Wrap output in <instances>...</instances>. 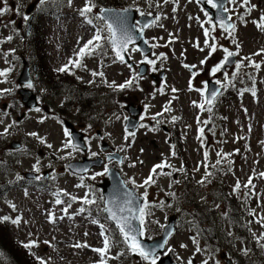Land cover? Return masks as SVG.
I'll return each instance as SVG.
<instances>
[{"label":"rangeland","instance_id":"1","mask_svg":"<svg viewBox=\"0 0 264 264\" xmlns=\"http://www.w3.org/2000/svg\"><path fill=\"white\" fill-rule=\"evenodd\" d=\"M32 1L34 0H0V8L7 9L3 15H0V71L9 70L5 76H0V90H12L10 84L7 85L8 73L11 70L16 71L14 76V84H16L17 72L21 69L20 57L18 60L17 56L20 55V52H24V27L19 28L18 22L20 18H24L26 7ZM131 1L145 13L161 12L158 27L152 28L149 33L157 39V43H152L157 45L153 52L155 65L158 66V70L164 69L166 75L159 87L155 86L149 77H144L136 82V86L131 88L130 92L120 93V99L119 96L112 97L110 94L109 98L107 97L108 102L100 125L107 134L106 141L112 144L123 157H128L121 164L122 174L125 178L134 179L137 185L142 184L144 179L149 176L152 167L164 161L171 165L170 168H165L170 169L172 173L170 177L177 173L175 178L179 182L174 185L175 196L171 195V192L168 196L164 193V195L158 192L152 193L150 202H154L157 206L151 208L150 219L159 221V224L150 223L148 235L151 237L152 230L161 229L167 216L178 213V209L185 203L191 207L192 212L184 214L180 219L181 224L178 226V232L170 241L174 249L170 254L177 264H188L190 258L193 264H202L204 260H208V264H225L224 259L221 258L223 251H226L228 255L234 252L245 255L244 249H248L250 252L253 243L258 240L261 234H264V226L256 222L260 217H264V177L259 175L264 172V54L253 55V53L264 49V30L253 23V21L259 22L260 17L264 15V0H250L247 6L242 4V0H235V3L229 5V13L233 19L236 18L238 21V17L243 13L241 17L247 21L237 23L233 33L240 47L237 49L228 32L217 27L215 31H211L212 40L208 41L210 45L215 43L217 47V51L211 56H209L210 48L204 46V28H211V25L207 23L210 14L194 0H169L167 3L164 0ZM71 4L74 9L71 8L70 11L65 12V15L69 16L61 17L56 21L50 18H41L39 21L42 34L48 36L53 43L44 49L48 66L54 67L59 64L60 54L64 47L67 48L65 52L67 55L73 54L84 41L91 38L95 31L94 27L85 23L84 18L79 14V9L84 6L85 0H72ZM252 5L255 7L251 8ZM248 8H251V11L247 10ZM205 12L208 13V16H205ZM96 13L97 11L94 9L93 15ZM202 23L203 28L201 27ZM9 36L12 37L11 40L7 39ZM78 41H80L79 44ZM197 43L200 48H204L203 51L196 47ZM223 48L238 52L237 62L242 61L244 57H250V61L243 60L245 66L242 67L254 71L257 88L256 94L253 96L252 91L243 84L244 78L240 72L233 78L232 74L236 71L235 66L226 69L221 74L218 72L217 79L223 82L222 85L226 86L227 91L214 105L212 109L214 121H211L212 114L206 110L202 111L197 106L204 103L205 98L204 94L196 89H203V82L212 76L211 68L225 55ZM107 53L109 54L110 50ZM161 53H164L167 58L161 57ZM131 57L138 61L141 55L136 51L131 53ZM205 59L206 63L201 65L200 61ZM252 62L259 63L260 68H255ZM87 63L89 67L94 68L98 61L88 60ZM185 64L196 65L193 72H197L198 75L192 77V72L184 67ZM225 72L228 74V79H225ZM104 73L109 83L112 81L118 83L137 72L132 71L124 63H114L107 64ZM12 80L11 77L10 81ZM190 80L192 90L189 89ZM233 87L234 89H232ZM172 88L179 91L174 93L171 91ZM16 91L17 89L14 90V93ZM8 93L10 92L0 91V121H2L0 123V185L5 181H16V177L19 173H23L24 168L37 165V161H39L37 165L39 169L56 168V175L53 177L51 187L39 190L31 189L35 192H29L27 195H24L23 189L16 188L7 193V201L0 200V215L7 214L11 219H20L18 224H13L9 219L6 224H3L4 231L10 239L18 244L32 243V246L28 247L27 254L36 264H40L37 263L38 257L46 259L49 264H95L100 260V255L92 249L103 246L99 224L91 222L92 216L80 214L78 206L68 208V215H65L62 209L70 201L69 197L72 196V193H76L80 197L89 189L97 191V183L102 181L104 175H96L95 179L91 177L95 173H101V169H94L83 176V180L80 176L67 173V162L79 158L84 153L76 151L68 156L67 153L71 149L61 151L67 138L63 134L60 122L52 115L33 111L28 113L25 120L19 122L17 116L21 113L15 115L14 112L6 111L5 118L3 103L6 102V96L4 94ZM173 97L176 98L173 99ZM118 100H120L119 104H117ZM121 101L125 103L138 101V103H142L144 111L146 110L142 124L147 127L137 129L134 139L129 137L127 143H131L132 146L126 151H119L121 146L126 144L124 125L127 115L123 113ZM194 101L196 104H193ZM165 106H169L171 111L165 112ZM157 113H163L162 116H168L167 119H172L173 116L179 117L174 122L183 133L184 145L181 150L173 147L166 132L153 124V117ZM197 117H199L200 123H198ZM41 120L43 122H40ZM203 121H208V123L204 124ZM208 124L210 127L206 129ZM9 125L11 127H8ZM201 127L204 129L202 136L198 131ZM5 128H8L7 133L4 131ZM149 129L155 130L150 131ZM24 132L26 134L35 132L39 137L44 138L46 141L45 146L42 147L44 153L39 151L40 147L37 145L34 146L31 157L26 160H24V154L19 156L20 152H13L15 150L10 147V142L13 139L21 140ZM36 139L38 140L37 137ZM87 142L88 145H92L91 152H96L98 155L105 153L97 138L92 137ZM47 144H51L52 148H48ZM173 151L176 153L174 156L172 155ZM205 152L208 153L207 161L204 159ZM217 152H220L224 159L218 157ZM244 152L245 154H243ZM225 154L228 155L225 156ZM60 156L66 158L59 159ZM11 158L12 168L7 167L6 164ZM218 159H221L220 164H216ZM133 163H135V167H130L129 165ZM204 165H207V169ZM181 167L184 170L178 171ZM209 168L214 176L219 177L220 187L219 191L216 186L214 191L210 192L208 199L215 201L209 205V208H205L193 199L191 191H195L196 181L202 178L204 171H208ZM9 169L12 172H9ZM250 177L255 187L245 188L244 184ZM237 181H240L241 187L236 192L234 186ZM79 184H83V186L77 187ZM171 184H173L172 180L167 178L159 184L154 183L144 188L154 190L155 186H159L169 189ZM54 185L57 188L56 191H52ZM60 190L66 191L70 196L60 197ZM58 194L64 201L63 204L55 203ZM204 197L205 195L202 194L200 199ZM160 202H163V206H159ZM199 202L203 204L202 201ZM12 205H15V209ZM228 207L230 208L228 214L234 221V218H237L238 221L231 223L226 218ZM253 210L256 216L250 215ZM96 211L101 212V207L98 206ZM207 211H212L209 214L211 219L208 218ZM49 213H54L57 217L54 223L50 222ZM59 217H63V219H59ZM215 217L221 249L202 246L196 237L200 248L203 249L197 253L196 245L191 239L196 236L192 225L195 222H201L211 229V222ZM101 221L106 223L110 230H113L106 220L101 219ZM250 231L253 235L255 234L254 240L250 238ZM112 234L114 247L108 256L124 251L121 259L114 260V263L146 264L138 255H130L125 250L126 245L120 242L121 238L115 235L116 233L112 232ZM263 241L261 240V242ZM228 242L230 243L227 248L229 250L223 249V245ZM77 243L87 244L90 247H73ZM181 244L187 245V247L182 248ZM254 250L261 251L256 246ZM230 256L232 257V255ZM12 260L3 256L0 259V264H20L16 259ZM257 261L260 262V259Z\"/></svg>","mask_w":264,"mask_h":264},{"label":"snow or ice","instance_id":"2","mask_svg":"<svg viewBox=\"0 0 264 264\" xmlns=\"http://www.w3.org/2000/svg\"><path fill=\"white\" fill-rule=\"evenodd\" d=\"M165 3H167V0H164ZM207 3L211 5L212 8L217 9L218 13L219 12H224L227 13L229 9L224 6V0H206ZM228 3H235V0H227ZM39 3L41 5H44L46 3V0H39ZM67 3L71 5L72 0H67ZM250 0H242V4L247 6L249 5ZM96 4L93 2V0H85V4L82 8L79 9L80 16L84 18L85 23L88 25H92L95 29L93 35L91 38L88 40L84 41L81 46L74 52V56L76 57L75 59L69 58L68 63L62 65L60 68L57 69L58 72H68L69 74H75L72 69L73 68H79V69H86V65L83 63V60L86 57H91L93 55H106V47H111L112 52L114 53V62L118 60L121 63L126 64L129 68L132 66L128 64V59H131V53L140 51L138 47H135L136 39L137 36L135 35L136 33H143L144 29L151 26V24H155L157 20L160 19L159 16L154 17V19L150 23H145L141 25L140 21H136L135 23H130L128 12L130 9L125 8L122 10H115V9H101L98 14L95 15H90L93 14L94 9L96 8ZM151 7V5H150ZM255 5H252L251 8H254ZM251 8H249V11H251ZM7 9L6 8H0V15H3ZM175 10V9H174ZM139 11V9H137ZM140 16H152L153 14L151 12L145 13L143 11H139ZM205 16H208V13L205 12ZM25 20H28L29 17L25 15L24 17ZM227 20H231V16L227 17ZM94 21H99L102 22L100 25H97L94 23ZM207 23L211 25V28H204V35H205V41H204V46L210 48L209 56H211L212 53H215L217 51V47L215 43L209 44L207 37L209 36L210 31H215L217 26L222 28L224 31L228 32L229 37L232 38L233 42L236 45V48L238 49L240 47V44L238 40L234 37L233 33L235 31V25L227 23L226 20L223 17H220L218 19L217 23H213L212 18L209 17ZM253 23H256L257 27L260 28L261 30H264V15L260 17V21H253ZM162 26V25H161ZM201 27L203 28L204 25L203 23L201 24ZM107 33V35H104V33ZM8 40H11L12 37L9 36L7 37ZM213 39H215L213 37ZM80 41H78V44ZM145 44H148L149 41L147 39L144 40ZM130 45H133V47H129ZM157 45L153 44L152 47H156ZM196 47L200 48L199 43H197ZM204 48H200V51H203ZM14 51V50H12ZM223 51L225 53L223 59L217 63L215 66H213L210 70V74L212 76H215L218 72H221L225 66L230 62V58L233 56L238 55V52L235 51H230L228 48H223ZM127 54V59L125 58ZM264 54V49H261L259 52L253 53V55H261ZM7 55V54H5ZM161 57L166 59L167 57L164 56L163 53L160 54ZM207 59V58H206ZM205 60H201L200 64L203 65L206 63ZM243 60H249L250 57H244ZM243 60L240 62H237L235 64V69L236 71L232 74L233 78H235L236 74L240 71L243 65ZM140 63H147L148 65L152 66V71H156V61L153 59H149L147 56H144V59L140 61ZM253 66L257 69L260 68L259 63L252 62ZM185 68H188L191 70L192 68H195L196 65H184ZM7 71L9 70H4L0 71V76H5ZM91 75L93 77L99 76L102 78V82L108 84L109 87H113L119 90H123L126 87H131L134 83H136L139 79H142L143 77L139 72L135 73L133 77L130 79L126 80L122 84H116L115 81L108 82L106 79H104V72L103 71H91ZM197 72H192V77L197 76ZM225 79H228V74L227 72L224 73ZM77 79H80V77H77ZM89 83H95L94 80L89 81ZM217 85H222V81L217 79L215 81ZM204 88L203 89H196V91H200L202 94L205 96L204 103L197 105L202 111L206 110L208 112H212V108L214 105V102L217 100V98L222 95V92L219 89L216 90H211L208 91V82L204 81ZM28 88H32L33 85L31 82H29L26 85ZM189 89L192 90V84L191 80L189 81ZM0 91H7V90H0ZM162 91V90H161ZM172 92H178L179 90L176 88L171 89ZM255 90H252V95L255 96ZM176 97H173L175 99ZM193 104H196L194 101ZM207 105V107H205ZM147 108V105L145 106ZM35 111L40 112V108H36ZM165 112L171 111V108L169 106H165L164 108ZM157 116L163 115V113H157ZM127 119V117H125ZM155 119V117H153ZM179 119V117H172V120L175 121ZM198 123L199 117H197ZM40 122H43L41 120ZM2 123V121H0ZM15 123V122H14ZM160 121H157V124H159ZM202 123L207 124L208 121H203ZM8 127H11L9 125ZM139 127H147L144 124H140ZM150 131H153L155 129H149ZM5 133L8 132V128H5ZM64 136L67 138L65 142L63 143V148L61 149H71L67 153L68 156L72 155V152L80 151V145L74 142L73 134L69 131L67 127L64 128ZM198 131L201 133V136L203 135L204 129L201 127L198 129ZM125 141L126 144L124 146H121L119 151H126L127 148H130L132 145L131 143H127L129 140V137H132L133 139L135 138L136 133L133 131H129L127 128L125 129ZM29 135L32 136H37L38 139H40L41 143H45L46 141L44 138L39 137L37 133H29ZM48 148H52L51 144H47ZM174 147V146H173ZM89 151L91 152V149L89 147ZM141 152H143V149H141ZM176 153L173 151L172 155L174 156ZM98 154L96 152H91L92 157H96ZM228 154H225V156ZM217 156L221 157V159H224V156H221L220 152H217ZM59 159H65V156H60L58 157ZM115 159V154L110 153L107 156V161L108 163L104 164L103 172L101 173H95L91 177L92 179H95L96 175H103L111 172V169L109 168V164L113 162ZM128 159L127 156L121 158L118 160V163L123 164L124 161ZM204 159L207 161L208 159V153H204ZM221 159H218L216 161V164L221 163ZM140 163H143V161H140ZM39 164V161H37V165ZM37 165H34V170L36 172H39V167ZM130 167H135V163L130 164ZM166 167H171L170 164H168L166 161L156 164L152 167L150 170L149 176L144 179L142 184L137 185L136 181L134 179H129V181H119L118 183L123 185L124 191L122 196L117 193L111 198L105 199L103 196H101L99 199L101 201H104V207L101 209L104 213L107 215L105 216V219L111 222L115 223L116 230L119 233V236L121 238L120 242H122L124 245H126L127 250L131 252L132 254H136L139 257H141L146 264H158V262L161 260V255L158 254L164 249V244H167V240L164 241V244H158V245H153L151 247L146 246L142 240L144 238L151 239L150 236H148V225L152 222H155L159 224V221H151L150 217L152 216L151 208L154 206H157L154 202H150L148 200V192L147 189L145 188V191L141 194L140 200L138 201L136 197L133 195V192L127 191V184L131 183L134 188L138 187H145V186H151L156 182L155 177L160 176V175H168L171 176V172H164L163 169ZM204 167L207 169V165H204ZM215 167V165H213ZM157 169L160 171L158 172ZM183 167L178 169V171H183ZM198 170V169H196ZM82 172H87V168L80 169ZM213 175V173L206 171L205 176L198 181L200 184H204L205 181L209 176ZM261 177H264V172L259 174ZM36 179H40L39 176L36 177ZM81 180H83V177H81ZM179 181H175V183H178ZM83 184L77 185V187H82ZM241 187L240 181H237L236 185L234 186V191L239 190ZM245 188H254L255 185L252 184V178L250 177L248 182L244 184ZM61 193L65 196H70L69 193H67L64 190H60ZM27 195V192L25 193ZM171 195L175 196V193H172ZM70 199L72 201H75L77 197L70 196ZM82 200V203L85 205H93L96 204L97 201L95 199H91L88 197L87 194L83 198H80ZM55 203L57 205L63 204L64 201L59 198L55 200ZM159 206H163V202H160ZM170 206V205H169ZM13 209H15V205H12ZM71 207V203H68L62 211L64 212L65 215H68V208ZM86 211H89L85 207H81L79 209V213H84ZM179 211V209H178ZM89 215H91V212L89 211ZM250 215L256 216L255 211L253 210L250 212ZM0 219L3 220H9L11 219L8 216L2 217ZM57 217H55L54 213H49V220L50 222H55ZM59 219H63V217H59ZM11 222L13 224H18L20 223V219H11ZM93 224H99L100 227V236L103 238L102 239V244L103 246L100 248H94L92 251L98 253L100 255V260L97 262V264H107V259L109 252L111 251V248L113 246L114 242V236L111 232L110 229H108L105 224L99 223V221L95 218L92 219L91 221ZM257 223H260L261 226H264V217H260L259 220L256 221ZM166 227V226H164ZM85 235H88V233H85ZM171 235V233H169ZM231 235V233H229ZM255 235V234H254ZM192 242L196 245V252L199 253L203 251V249L200 248L199 242L195 236L191 237ZM264 240V234H261L260 237H258V243L259 241ZM47 243V242H45ZM25 247H30L32 246L31 242L29 244L24 245ZM73 247L75 248H80V247H90L87 244H74ZM181 247H187V245L181 244ZM261 247L264 248V244H261ZM174 249L168 248L166 251H164V255H167L168 252H172ZM249 250L244 249L245 254H247ZM120 255H124L123 252L119 253L116 257H110L111 259H116ZM40 259V258H38ZM179 259V257H178ZM41 264H47L46 261H43L41 259ZM188 264H193L192 259L190 258L188 260ZM202 264H208V260H204Z\"/></svg>","mask_w":264,"mask_h":264},{"label":"flooded vegetation","instance_id":"3","mask_svg":"<svg viewBox=\"0 0 264 264\" xmlns=\"http://www.w3.org/2000/svg\"><path fill=\"white\" fill-rule=\"evenodd\" d=\"M50 73V71H49ZM45 71L42 68H37L35 72H33V88L36 89V94L38 97V102L39 105L43 107L44 111H53L55 114L57 113V107L56 104L57 102H62V103H71L72 101V96H75L78 100H85L86 102L89 101L90 99V94L86 90V87L83 85H80L78 88L75 87L73 81H75V76L73 75L70 79H65L64 76L62 77H54L53 79H47L45 77ZM51 81H53L51 83ZM52 87V89H51ZM69 87V94L63 93V89ZM102 88V86H101ZM101 92L97 91V96H96V102L98 104H102L103 102V97L100 94ZM69 110L71 109V106H67ZM67 112V111H65ZM84 112V115H82L83 119L88 121L89 119L93 118V115H85L87 111H81ZM101 113V110L99 111ZM25 118L27 117V113L24 110ZM80 114V112L78 113ZM101 135V132H100ZM35 144V141L33 140V137L31 135H27L24 133V158L28 159L30 158L29 154L33 146ZM33 172L36 173V177L39 176L40 179L35 178H28L26 177V171L24 170V184L25 185H31V186H38L40 185H49L52 180L54 175H56L55 171L53 168L49 169H42L39 170V172H36L35 170H32ZM21 181V179H20ZM214 225H211V229L208 227H205L204 224H202L200 228V235L201 239L203 241H206L207 236H206V231L214 233ZM214 247V246H212Z\"/></svg>","mask_w":264,"mask_h":264},{"label":"water","instance_id":"4","mask_svg":"<svg viewBox=\"0 0 264 264\" xmlns=\"http://www.w3.org/2000/svg\"><path fill=\"white\" fill-rule=\"evenodd\" d=\"M198 1L201 2L203 6H205L206 8H208L211 11L212 17L216 22H218V19L220 17H223L227 23L232 24L230 21L227 20L226 13H224V12L218 13V10L212 9V7L206 3V0H198ZM226 1L227 0H224V5L226 4ZM103 9H115V8H103ZM115 10H119V9H115ZM128 16L130 18L129 22L134 23V19H135L134 12L129 11ZM138 21H140L141 25H143L145 23H150L151 18H146V19L140 18ZM135 35L137 36L136 44L139 45V48L142 50V52L144 54L149 52L150 47L144 43V40H145L144 39V31H143V33H136ZM125 58L127 59V54H126ZM232 62H234V57H232L230 59L229 63H232ZM141 69H142V72L144 73L145 66H143ZM216 89L220 90V87L211 83L208 91L216 90ZM20 92H22V91H20ZM23 99H24V102L28 105V103H27V102H29L28 101V95H26L24 98V92H23ZM76 137H77V144H79L80 146L85 148L86 146L83 143L82 135L79 136V134H77ZM100 165H101V161L99 159L84 158L82 161H76V162L70 163L69 169L71 171L77 173V174H85L86 172H82V171H80V169L87 168L89 170L93 166H100ZM119 181H123L120 174L117 171H115L114 169H111V172L108 173V177L106 178V180H104L100 184V186L102 187V193H103V196L105 199L111 198L114 195H116L117 193H119L122 196L123 191L125 189H124L123 185L118 183ZM126 190L133 192V195L136 197V199L138 201L140 200V195L136 192V190H134L128 186H127ZM112 223L115 225L114 222H112ZM173 232H174V222H173V219H170L169 224L165 227L161 236H159L156 239H152V240L144 238L142 240V242L146 246H149V247H151L153 245L164 244V241L167 240L172 235ZM169 233H171V235H169ZM164 247H165V244H164ZM162 252L163 251H161L160 253H162ZM158 264H174V262L172 261L171 257L169 255H167L166 257L162 258ZM227 264H232V262L229 260V261H227Z\"/></svg>","mask_w":264,"mask_h":264},{"label":"trees","instance_id":"5","mask_svg":"<svg viewBox=\"0 0 264 264\" xmlns=\"http://www.w3.org/2000/svg\"><path fill=\"white\" fill-rule=\"evenodd\" d=\"M103 4L105 6H111V7H124L127 5V2L123 0H104ZM239 72L241 76L244 78L243 84L246 85L250 91L254 89L256 92L257 86L255 84L254 71L247 67H242ZM239 81L242 83L241 80ZM232 89H234V87ZM243 154H245V152ZM216 186H218V191H219V187H220L219 177L211 175L210 178L206 181L205 186L200 187L197 183V186L195 187V191H191V193L193 194L194 192H200L206 189L207 187L211 189H215ZM0 196L3 197L2 194H0ZM228 210L230 211L229 207L227 209L226 216L231 219V215L228 214ZM211 212L212 211L207 212L208 218L210 217L209 214ZM234 219L235 221L238 220L237 218H234ZM4 228H5L4 225L0 224V254H2L5 257H8L11 260L16 259L20 264H36L35 261L31 259L30 256L27 254V250H29V248L25 247L22 244H18L17 242L10 239L6 231H4ZM149 230L150 229H148V233H149ZM261 244H263V242L259 241L258 243V240L254 242L251 247L250 255L246 256L245 258H240L239 264H262L264 263V248L261 247ZM255 246L260 248L261 251L254 250ZM259 259H260V262L257 261ZM37 263H40V260H37Z\"/></svg>","mask_w":264,"mask_h":264}]
</instances>
